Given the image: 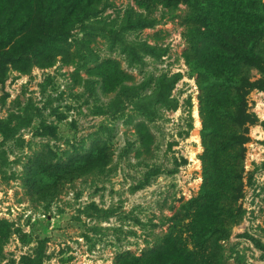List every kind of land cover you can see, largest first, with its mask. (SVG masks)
Wrapping results in <instances>:
<instances>
[{"label":"rangeland","instance_id":"rangeland-1","mask_svg":"<svg viewBox=\"0 0 264 264\" xmlns=\"http://www.w3.org/2000/svg\"><path fill=\"white\" fill-rule=\"evenodd\" d=\"M188 14L185 4L170 11L103 0L71 29L70 62L34 66L28 74L4 66L0 264L35 258L41 244L42 264L140 256L160 242L165 216L198 194L202 123L200 90L184 57ZM106 59L131 76L113 91L91 72ZM161 78L174 80L166 103L158 99ZM249 107L258 122L246 144L245 214L224 243L225 264H264V91L250 92ZM140 122L154 136L149 154L135 131ZM102 146L105 167L60 184L53 197L39 198L27 185L31 164L49 170Z\"/></svg>","mask_w":264,"mask_h":264},{"label":"trees","instance_id":"trees-1","mask_svg":"<svg viewBox=\"0 0 264 264\" xmlns=\"http://www.w3.org/2000/svg\"><path fill=\"white\" fill-rule=\"evenodd\" d=\"M102 1L0 0V73L5 65L28 74L34 66L70 62L71 29ZM136 1L146 8L157 3L170 11L180 4L188 9L184 57L200 90L202 183L196 196L183 200L165 216L167 229L156 247L140 256L121 257L115 264H225L224 243L245 214L240 200L246 185V144L249 127L258 122L249 107V94L254 89L264 91V2ZM91 72L101 77L106 91L131 79L115 59H106ZM173 83V79H160L158 99L168 102L166 92ZM135 131L142 152L149 154L154 142L149 127L140 122ZM107 162L102 146L49 170L31 164L27 185L39 198L53 197L60 184L105 167ZM42 249L43 244L35 258L25 256L22 264H42Z\"/></svg>","mask_w":264,"mask_h":264}]
</instances>
